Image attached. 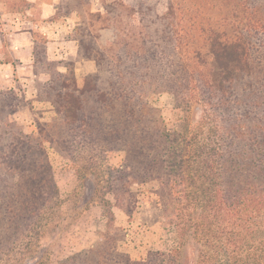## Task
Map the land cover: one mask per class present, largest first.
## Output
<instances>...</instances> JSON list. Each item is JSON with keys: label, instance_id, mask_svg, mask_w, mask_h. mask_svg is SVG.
Returning <instances> with one entry per match:
<instances>
[{"label": "trees", "instance_id": "16d2710c", "mask_svg": "<svg viewBox=\"0 0 264 264\" xmlns=\"http://www.w3.org/2000/svg\"><path fill=\"white\" fill-rule=\"evenodd\" d=\"M98 2L67 4L95 72L50 84L56 116L0 152V264H264V0ZM152 86L187 114L179 128L147 100ZM45 142L69 157L123 153L106 166V232L56 263L40 244L62 205ZM148 183L178 242L134 259L118 249L112 206L130 216L132 185Z\"/></svg>", "mask_w": 264, "mask_h": 264}, {"label": "rangeland", "instance_id": "374dc122", "mask_svg": "<svg viewBox=\"0 0 264 264\" xmlns=\"http://www.w3.org/2000/svg\"><path fill=\"white\" fill-rule=\"evenodd\" d=\"M45 1L51 0H0V62L11 58L9 34L35 30V77L29 87L14 75L6 77L0 66V152L10 150L14 137L21 133L31 134L39 123L50 122L56 116L49 100L50 84L65 73H73L81 84L86 75L96 70L94 60L83 54L75 38L79 18L75 12L68 13L69 0H58L55 14L43 19L41 13ZM98 1L89 0V5L96 8ZM52 36L62 48L49 50L47 42ZM111 37V30H104L101 40ZM146 96L170 127L182 125L187 114L177 107L171 94L152 86L146 90ZM199 115L198 109L189 114L191 119ZM44 149L62 205L61 213L43 227L40 244L49 249L50 261L56 263L61 258L93 247L106 232V217L100 200L104 196L114 203L110 193H103L108 178L106 166L121 161L123 153L102 156L94 148H89L69 157L48 142L44 143ZM151 184L132 185L139 194V202L130 216L112 206L114 224L120 228L117 231L118 249L134 259L145 257L149 250H169L178 242L173 221L164 216L155 197L150 196Z\"/></svg>", "mask_w": 264, "mask_h": 264}, {"label": "crops", "instance_id": "0c3cea01", "mask_svg": "<svg viewBox=\"0 0 264 264\" xmlns=\"http://www.w3.org/2000/svg\"><path fill=\"white\" fill-rule=\"evenodd\" d=\"M28 1V0H27ZM29 1H35V0H29ZM57 1L58 0H51V1H45L43 2L42 6V13L41 17L43 19L50 18L55 14V11L57 9ZM110 30V29H105ZM35 31V30H34ZM33 30H19L15 33L9 34V41H10V52H11V58L8 60H5L3 62H0V66L3 67L4 75L6 77L10 75H14V77L18 78L22 84L26 82L29 84L30 82L34 81L35 77V38H34V32ZM102 32L101 31V38H102ZM112 36L113 32L111 30ZM1 37L2 32H0V45H1ZM112 38V37H111ZM109 38V39H111ZM57 38L53 37L49 38V41L47 42L49 46V50L51 51L52 48H62L61 44L57 43ZM109 39H103L102 41H106Z\"/></svg>", "mask_w": 264, "mask_h": 264}]
</instances>
